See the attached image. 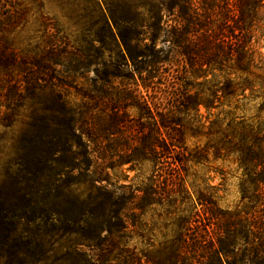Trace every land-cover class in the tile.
Wrapping results in <instances>:
<instances>
[{
	"label": "trees",
	"instance_id": "1",
	"mask_svg": "<svg viewBox=\"0 0 264 264\" xmlns=\"http://www.w3.org/2000/svg\"><path fill=\"white\" fill-rule=\"evenodd\" d=\"M19 6L0 23V124L29 116L0 171V264L45 261L58 234L99 239L155 208L181 230L166 264H264V0H93L86 47L56 31L32 50L8 40ZM210 156L236 165L242 207L220 208L189 172ZM126 164L132 179L111 173Z\"/></svg>",
	"mask_w": 264,
	"mask_h": 264
},
{
	"label": "rangeland",
	"instance_id": "2",
	"mask_svg": "<svg viewBox=\"0 0 264 264\" xmlns=\"http://www.w3.org/2000/svg\"><path fill=\"white\" fill-rule=\"evenodd\" d=\"M24 8V19L15 28H12L8 40L20 50H32L37 48L41 40L47 35L57 34V37H65L74 46L86 47L82 39L89 30H95L91 9L93 0H1L0 23L4 22L10 6ZM49 26V27H48ZM49 30V31H48ZM98 44L96 43V46ZM157 43V47H161ZM95 45L92 50L96 49ZM260 50L264 52V40H259ZM107 55L108 53L105 52ZM174 67L182 70V63L178 59ZM124 71H132L131 64ZM16 72V71H15ZM89 76H92L90 72ZM134 81L142 89L141 81L137 74ZM155 90H166L157 93L161 110L167 106L170 94L169 87L159 85ZM152 91H148L151 93ZM72 99L75 98L71 90ZM136 116L135 111H131ZM29 110L27 107L20 109L8 126L0 124V171L4 169L13 158L14 147L28 122ZM203 142V141H202ZM195 139L188 138L186 146L191 150ZM129 165H123L119 170L111 172L122 178V174H128V180L137 172L126 171ZM189 172H196L199 178L218 187L215 191V200L222 209H235L244 204L240 200V192L237 179L236 165L221 159L209 158L205 165H193ZM219 172L225 173V179H221ZM190 179V178H189ZM197 182H201L198 180ZM221 184V185H219ZM193 198V202H194ZM199 208V206L197 207ZM147 210L143 216L141 225L128 226L126 229L116 231L110 235L106 231L100 232V238L88 240L86 237L75 235L63 236L58 234L53 237L50 245L53 249L45 261L35 264H166L167 254L163 248L165 245H175L181 230L169 222L157 218L160 208ZM161 220V221H160Z\"/></svg>",
	"mask_w": 264,
	"mask_h": 264
}]
</instances>
